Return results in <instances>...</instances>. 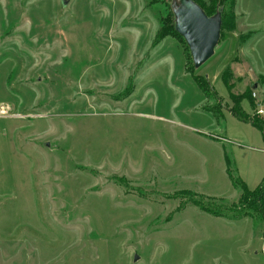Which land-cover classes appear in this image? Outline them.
Segmentation results:
<instances>
[{
  "label": "rangeland",
  "instance_id": "obj_1",
  "mask_svg": "<svg viewBox=\"0 0 264 264\" xmlns=\"http://www.w3.org/2000/svg\"><path fill=\"white\" fill-rule=\"evenodd\" d=\"M168 2L0 0V264H264L260 219L193 204L229 214L264 179L262 133L232 115L250 90L264 122V0H224L198 68L155 42Z\"/></svg>",
  "mask_w": 264,
  "mask_h": 264
},
{
  "label": "trees",
  "instance_id": "obj_2",
  "mask_svg": "<svg viewBox=\"0 0 264 264\" xmlns=\"http://www.w3.org/2000/svg\"><path fill=\"white\" fill-rule=\"evenodd\" d=\"M194 1L201 6V8L205 11L207 15H212L217 10L220 11V14H221L220 31H221L224 25H226L228 22L227 16L229 14V12L223 11L224 10V0H214L216 2V5H215L216 7L214 6L215 8L210 13H208L209 9L204 7L203 4H201L198 0H194ZM226 1L227 0H225V2ZM230 1L232 2V0ZM231 4L232 3H230V5ZM158 19H159V27L155 35V42L159 41L165 35H168V34L169 35L176 34L179 37L183 38L175 29V20H174V15L171 9L170 0L168 3H166L159 9ZM188 52H189V49H188ZM189 55H190V52H189ZM192 67L194 68L193 63H192ZM192 77L201 90L207 91L209 89V83L203 77L198 76V75H192ZM222 80L224 81L225 86L229 89V85L226 83L228 80V75L224 74L222 76ZM247 98L248 100L252 99L250 90L238 96V98L236 99V106H235L236 111L238 113L234 112L232 113V115L235 116L237 119L247 122L251 124L252 126H254L255 128H257L258 130H260L262 133L263 139H264V122L260 121V119L257 116H255V120H250L249 118H246L245 115L241 114L242 110H241L240 102L243 99H247ZM225 160H226V163L229 164L228 159H225ZM198 199L200 200V198ZM193 204L199 205L202 210H206L208 213H211L214 216H224L228 218L230 215H232L230 216V218L232 219H239V218L247 217V216L251 218H258L262 222L263 229H264V179L253 189H249L247 185L243 181H241V194L238 199V204L229 212V214L221 212V211L205 208L200 203V201L193 202ZM262 251L264 253V241H263Z\"/></svg>",
  "mask_w": 264,
  "mask_h": 264
},
{
  "label": "water",
  "instance_id": "obj_3",
  "mask_svg": "<svg viewBox=\"0 0 264 264\" xmlns=\"http://www.w3.org/2000/svg\"><path fill=\"white\" fill-rule=\"evenodd\" d=\"M61 2L64 6L68 0ZM170 5L175 29L186 42L194 68H198L213 55L218 43L221 26L220 11L207 15L194 0H170ZM45 145L47 146L48 143Z\"/></svg>",
  "mask_w": 264,
  "mask_h": 264
},
{
  "label": "built area",
  "instance_id": "obj_4",
  "mask_svg": "<svg viewBox=\"0 0 264 264\" xmlns=\"http://www.w3.org/2000/svg\"><path fill=\"white\" fill-rule=\"evenodd\" d=\"M252 96L255 97V93L252 92ZM257 112L264 115V110L262 108H258Z\"/></svg>",
  "mask_w": 264,
  "mask_h": 264
}]
</instances>
